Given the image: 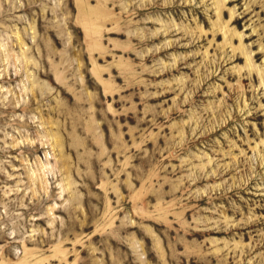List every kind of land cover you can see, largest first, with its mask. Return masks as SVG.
Segmentation results:
<instances>
[{"label": "rangeland", "instance_id": "obj_1", "mask_svg": "<svg viewBox=\"0 0 264 264\" xmlns=\"http://www.w3.org/2000/svg\"><path fill=\"white\" fill-rule=\"evenodd\" d=\"M0 264H264V0H0Z\"/></svg>", "mask_w": 264, "mask_h": 264}]
</instances>
